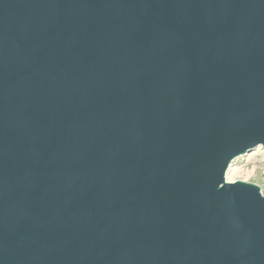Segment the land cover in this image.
Wrapping results in <instances>:
<instances>
[{
    "label": "water",
    "instance_id": "obj_1",
    "mask_svg": "<svg viewBox=\"0 0 264 264\" xmlns=\"http://www.w3.org/2000/svg\"><path fill=\"white\" fill-rule=\"evenodd\" d=\"M264 0H0V264H264Z\"/></svg>",
    "mask_w": 264,
    "mask_h": 264
},
{
    "label": "rangeland",
    "instance_id": "obj_2",
    "mask_svg": "<svg viewBox=\"0 0 264 264\" xmlns=\"http://www.w3.org/2000/svg\"><path fill=\"white\" fill-rule=\"evenodd\" d=\"M226 180L254 183L264 194V147H257L245 155L236 157L226 173Z\"/></svg>",
    "mask_w": 264,
    "mask_h": 264
},
{
    "label": "bare ground",
    "instance_id": "obj_3",
    "mask_svg": "<svg viewBox=\"0 0 264 264\" xmlns=\"http://www.w3.org/2000/svg\"><path fill=\"white\" fill-rule=\"evenodd\" d=\"M258 147H260V146H258Z\"/></svg>",
    "mask_w": 264,
    "mask_h": 264
}]
</instances>
